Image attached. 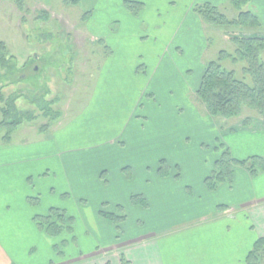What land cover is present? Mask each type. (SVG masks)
<instances>
[{"label":"rangeland","instance_id":"374dc122","mask_svg":"<svg viewBox=\"0 0 264 264\" xmlns=\"http://www.w3.org/2000/svg\"><path fill=\"white\" fill-rule=\"evenodd\" d=\"M130 1L134 0L123 3L122 0H78L76 4L65 3V0H25L24 9L20 10L15 3L0 0V41L6 44L13 56L12 65H15L11 72L2 75L1 91L5 98L19 95L16 107L32 112L35 117L14 128L6 140V130L0 128V145H26L33 151L37 149V153L43 156L38 162L29 159L25 163L26 167H32V171L48 168L47 174L30 177L36 188L30 190L32 195L36 197V190L41 192L37 194L41 203L37 207L31 203L32 207H28L33 214L46 215L51 208L48 207L54 205L66 215L75 216L71 224H62L58 235L48 234L42 217L34 216V219L40 217L36 223H43L48 245L44 239L29 233L23 216L16 212V235L12 245L8 244L6 248L16 258L17 264L47 261L55 264L96 251L97 245L105 240L100 235L102 229L97 219H88L87 223L93 229H85L86 221L78 217V190L72 180L68 178L67 185V181L62 179L59 163L66 167L76 165L78 154L95 148L117 151L115 154H98V161L94 164L106 167L107 170H101V175L110 178L111 186L118 183L122 191L119 198L125 219L115 224L121 226L112 235L116 242L118 238L122 240L153 229L149 218L151 212L145 208L146 200L145 203L132 200L137 193L130 197L137 181L145 178L144 172L148 173L145 165L152 173L155 166H162L161 177L174 174L173 178L178 181L204 173L196 172V169L189 171L193 164L203 167L202 171L211 166L210 171L205 172L203 184L206 191L213 193L222 183L211 189L207 187L206 180L209 179L210 183L215 179L217 161L225 149L230 151L221 143L218 133L223 129L239 128L247 117L251 118L254 127L263 129L261 117L247 107L242 109L239 117L209 116L195 96L196 85L187 92L178 76L182 71V76L193 82L196 74H203L208 61L218 59L220 50L234 54V44L229 41L227 33L264 35L263 25L257 28L235 23H225L222 27L204 25L202 31L206 44L202 57L174 59L175 65L168 67L166 63L179 41L185 42L182 44L186 49L192 47L187 29L174 35L173 29L152 26L154 6L148 4V11L144 13L143 8H132ZM247 5L242 6V10H246ZM224 10L229 20L236 18L237 11L231 5ZM142 17L144 22L139 20ZM91 30L100 32V38H94ZM113 51L114 57H111ZM260 58L264 60V50ZM114 62L115 67L120 66L116 74L110 70ZM134 63L138 64L137 75L132 71L130 76L128 68ZM189 64L192 66L185 69ZM222 65L234 70L236 78L250 82V77L242 71L243 61L232 63L228 57ZM120 70L122 72L118 74ZM4 71L0 70V73ZM140 84H143V89L139 94L137 87ZM44 126L47 129L40 131ZM255 139L249 143L251 155L239 158L230 151L231 156L238 160L248 159V164L253 156L264 157V139ZM134 144L139 145L138 158L137 151L132 150ZM245 151L247 148L241 147V151H235V154L245 156ZM131 164L135 167L134 176ZM117 165L123 166L121 172L126 181L116 180L115 173H110ZM237 167L247 171L246 167L235 165L231 178L223 183L232 182ZM250 177L258 182L264 179L260 178L264 177V171ZM199 189L195 186L187 189L188 194L196 197L199 192L203 196ZM124 193H129L128 199ZM97 194L96 190L94 196L86 197L90 212L96 210L97 205L93 202ZM205 204L202 203L201 207ZM100 206L107 212L118 210V205L111 201ZM31 242L35 244L32 248ZM260 264H264V257Z\"/></svg>","mask_w":264,"mask_h":264},{"label":"crops","instance_id":"0c3cea01","mask_svg":"<svg viewBox=\"0 0 264 264\" xmlns=\"http://www.w3.org/2000/svg\"><path fill=\"white\" fill-rule=\"evenodd\" d=\"M123 1L126 0H122V3ZM134 1L142 2V12L144 13L148 11V4L154 6L153 20L155 21L152 26L173 29L174 35L180 33L184 28L187 29L188 33L186 31V34H188L192 47L186 49L182 44L185 42L179 41L169 56L170 62L166 63L168 67L173 66L174 59L194 60L202 57L206 44L202 31V26L205 24L194 10L196 6L209 3L223 12L226 11L224 9L227 6L231 5L229 0ZM122 3L121 6H123ZM246 10L254 13L260 25L264 26V0H249ZM139 20L144 22L143 17ZM191 30L197 35L193 36V33H190ZM91 31L94 38H100V32ZM262 32L264 33V31ZM181 34L183 35V33ZM114 53L113 51L110 56L114 57ZM135 63L128 68L130 76L132 71L134 75H137L138 64L135 65ZM118 66L115 67L114 62L110 66V70L116 74L119 69ZM191 66L189 64L185 69ZM121 72L122 70L118 74ZM178 76L184 82L187 92L192 91L195 85L196 91L202 77L198 73L191 82V79H186L185 75L182 76V71ZM114 86L112 83V87ZM137 89L140 94L143 84H140ZM137 101L138 98H136V103ZM262 128V130H258L252 123L250 125L241 124L239 128L234 130L223 129V132L218 133V138L223 145L230 148L233 155L242 158L252 154L249 149L250 140L264 139V126ZM164 136L169 137L167 134ZM235 143L238 146L234 145ZM136 145L134 144L135 147L133 146L132 150L137 151L136 158H138L140 150L139 145ZM241 147L247 148V151L244 152L245 156L235 154V151H241ZM37 152H39L37 149L33 151L26 145H0V264L18 263L6 248V245H12V239L16 235L18 217L16 212L20 213L19 216H23V223L26 229L30 231L29 233L44 239V242L49 245L47 234L39 229L34 220V216L37 214H33V211L31 212L29 209L32 207L28 201L29 198H38L36 207L41 203V198L37 197V194H41V192L36 190V197L30 192L33 188L36 189L30 177L47 174L46 170L48 169L44 167L39 171H32V167H26L27 160L36 159L38 162L43 157L41 153ZM111 152L115 154L117 151L95 148L90 152L78 154L76 165L66 167L63 163H59L62 179L67 181V185L68 178L72 180L74 187L78 190L76 202L79 208L78 217L80 220L86 221L85 229H93L87 223L88 219L89 221L97 219L102 229V231L99 230L100 235L105 240L97 245L96 251L55 264H121V258L126 264H247L246 257L254 242L258 237L264 236V179L256 182L255 178L250 177L245 169L237 167L231 183H222L215 192L210 193L205 190L203 179L205 172H209L211 166L202 171L203 167L193 164L189 171L196 169V172L204 173L191 176L185 181H178L177 178H173L174 174L161 177L158 165L155 166L153 173L150 167L145 165L148 173L144 172L145 178L137 181V187L132 190L133 193L130 197L137 193L146 200L145 208L151 212L149 218L153 229L122 240H119L116 234L115 237L118 238V241L114 242L112 235L121 226L115 224L113 226V223L104 220L99 213L102 210L100 205L111 201L113 204L122 206L119 198L122 191L118 183L116 186H111L110 178L107 179L105 175H101V170H107L106 167L100 168L94 165L98 161V154L104 155ZM139 161L140 159H137V162ZM122 167L117 165L110 171L111 174L115 173L116 180H125L121 172ZM131 168L134 176L135 167L132 164ZM194 186L200 188L203 196L199 192L196 197H191L188 194L187 189H193ZM96 190L98 194L93 203L97 207L95 211L90 212L86 197L88 195L94 196ZM124 194L128 199L129 193ZM202 203L206 204L201 207ZM50 207L56 206L50 205L48 209ZM122 208L124 207L122 206ZM110 212L116 213L115 210ZM73 218L75 219V216ZM94 228L98 230L97 225H94ZM30 244L32 245L31 248L35 245L32 242ZM110 251H112L111 254ZM38 264L54 263L47 261Z\"/></svg>","mask_w":264,"mask_h":264},{"label":"trees","instance_id":"16d2710c","mask_svg":"<svg viewBox=\"0 0 264 264\" xmlns=\"http://www.w3.org/2000/svg\"><path fill=\"white\" fill-rule=\"evenodd\" d=\"M15 3L16 7L23 10L25 0H9ZM129 1V0H126ZM71 2L76 4L78 0H65V3ZM233 9L237 11L236 18L229 20L225 13L221 12L212 4L205 3L195 7V12L199 15L205 25L221 26L225 23H235L246 26L248 28H257L260 22L257 16L248 10H242V6L246 5L249 0H229ZM132 8H142V2L130 1ZM228 39L234 44V54L228 53L226 50L219 51L217 60H210L205 64V68L195 91L196 98L203 104L206 113L211 116H219L222 118L239 117L244 107L252 109L256 115L260 116L264 126V60L260 58V53L264 50L263 34H241L237 32H229ZM231 57V62L243 61L245 63L242 71L250 77V82L236 78L235 71L227 69L222 65L224 59ZM13 56L10 54L6 44L0 41V82L3 74L11 72L15 65ZM0 87V128H5L6 136L14 128L19 126L23 121H31L35 117L30 111H21L16 107L15 101L19 95H11L5 98ZM46 102V101H45ZM38 105V104H37ZM45 106L47 103L44 104ZM43 110L41 105H38ZM251 118L247 117L243 121V125H250ZM47 129V126L41 128L40 131ZM246 167L250 175H256L258 171H264V157L253 156L248 164V159L238 160L231 156L230 151L225 149L217 161L215 179L209 183L206 180L207 187L214 189L218 184L226 182L232 175L234 166ZM246 165V166H245ZM162 166L159 170L161 171ZM162 172V171H161ZM160 172V173H161ZM231 181V180H230ZM229 181V182H230ZM209 183V184H208ZM138 196V197H137ZM145 203L141 195H136L132 200ZM29 203L38 204V198H29ZM135 203V201L133 202ZM100 215L107 221L119 224L125 219V214L121 206H118L117 212H107L101 210ZM41 216L43 223H37L39 229L45 230L48 234L58 235L61 231L62 224L70 223L72 217L56 207H51L46 215ZM35 217V221L40 217ZM264 257V236L258 237L254 242L251 250L246 257L247 264H260ZM121 264H126L121 258Z\"/></svg>","mask_w":264,"mask_h":264}]
</instances>
